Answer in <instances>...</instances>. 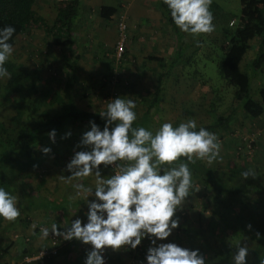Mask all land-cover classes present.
I'll return each instance as SVG.
<instances>
[{
    "label": "trees",
    "instance_id": "16d2710c",
    "mask_svg": "<svg viewBox=\"0 0 264 264\" xmlns=\"http://www.w3.org/2000/svg\"><path fill=\"white\" fill-rule=\"evenodd\" d=\"M158 1L161 14L171 30L176 55L173 53L168 62L159 57H147L148 61L156 62L158 67V71L152 77L155 89L150 104L148 107H143V116L137 118L134 127H145L153 131L161 126L159 124L161 120L155 117L160 108L159 101L175 65L183 58L182 50L194 44H200L198 37L190 44L182 46L183 39L189 34L182 33L176 28L171 21L167 6L163 0ZM239 1L240 16L237 25L222 30L219 46L211 42V52L215 50L223 54V60L218 64V72L226 87L234 88L232 98L235 106L230 108L229 113L223 114L217 112L216 104L210 101L202 124L197 126V130L204 127L213 133L220 132L217 135L219 140L228 134L227 127L238 113L250 120L251 127L256 126V135H260L264 124V88H253L251 76L248 74L250 69L264 74V0ZM53 8L55 15L52 19H48L35 9V0H0V29L6 26L15 28L13 37L9 41L13 48L19 36L40 32L42 42L48 49L56 47L67 53L59 71L62 85L55 89L51 87L49 90H42L48 80L43 81L36 69L31 72L26 71L24 66L12 56L5 65L11 78L0 81V99L4 101L5 106L14 111L12 116L0 121V187L20 198L21 213L31 212L35 208L31 202L40 198L39 195L33 194V190L40 191L44 182L40 176L41 170L38 173L37 169L44 156L43 149L53 142L49 139L48 133L55 130V140H57L66 137V131L74 130L80 124L94 122L100 126L101 130L105 125V120L99 116L100 112L80 110L73 101L72 92L77 83L75 73L79 69L78 61L80 60L77 49L78 31L82 24V13L87 8L82 0H55ZM213 8L214 5L211 4L210 10ZM118 11L119 7L103 5L99 8L98 14L103 21L111 22L112 18L118 15ZM126 50L127 44L121 58H126L128 54ZM251 51H253V58L247 61ZM190 58L189 56L185 59L183 66H190ZM106 70L108 72L103 71L99 85L104 98L110 101L118 97L116 92H111V87L118 89V85H115V79L112 78L113 67L110 66V69ZM52 79L53 77L49 81ZM195 79L198 78L195 77ZM199 81L201 85L207 83V80ZM209 89L217 99L216 102L221 101L220 91L210 86ZM20 94L28 97L25 102L21 103L15 98ZM135 98L138 99L139 94ZM54 105H57L59 109L53 114L47 108L42 109L43 106L53 107ZM139 106L143 105L138 104L136 109ZM178 125L177 122L173 123V126ZM232 136L233 132H230V136L226 137H230L231 144L237 147L233 154L240 160L239 164L230 161L225 163L222 169H215L202 160H197L189 165L193 172V179L202 182L205 188L204 196L209 215L205 230L201 225L196 228H184L183 222L187 220L186 213L178 216L180 222L177 230L180 234L187 233L188 249H198L199 253L206 258V264H232V256L237 248L229 242L231 237L252 244L246 257L247 264H262L264 261V162L255 166L245 161L246 157L237 151L239 149L237 144L243 139L240 136L239 139L238 136L236 138ZM249 142L252 148H250L251 153L256 155L257 146L260 148L256 143L257 140H249ZM247 170H252L255 178L249 177L245 180L241 173ZM37 177L40 179H36ZM35 180L38 183L32 190L31 183ZM236 205L239 207L234 208ZM17 221H21V225L24 226L30 222L24 214ZM13 226L14 223L0 218V253L3 255L14 244L9 241L11 238L8 239L9 234L14 230ZM38 228L36 227L35 230L38 231ZM143 250H145L144 246L135 259ZM89 251L83 252L79 260L76 256L73 259L84 263ZM68 252L73 250L68 249ZM27 254L33 253H23L18 261ZM128 254L131 257L130 250ZM49 262L47 260L46 264Z\"/></svg>",
    "mask_w": 264,
    "mask_h": 264
},
{
    "label": "clouds",
    "instance_id": "9594fccd",
    "mask_svg": "<svg viewBox=\"0 0 264 264\" xmlns=\"http://www.w3.org/2000/svg\"><path fill=\"white\" fill-rule=\"evenodd\" d=\"M163 3L180 32L197 37L215 31L212 0H163ZM14 32L12 26L0 29V80L11 78L5 65L13 55L9 41ZM136 108V101L130 97L109 101L106 110L99 114L105 120L103 130L90 122V130L81 139V145L89 150L76 152L66 165L71 175L60 176L61 181L72 184L78 196L83 194L88 208L87 223L75 219L70 227L64 226L67 231H59L58 224L53 223L50 229H40L41 237L48 239L51 234L65 241L76 239L91 245L84 264H105L106 249L134 250L146 238L151 244L146 264H206L198 249L157 242L167 240L179 227L174 216L194 187L189 165L197 160L209 165L216 161L221 147L218 137L204 127L197 130L194 118L178 126L165 122L154 131L134 127L138 118ZM48 136L54 142L55 130ZM43 152L48 154L51 149L44 148ZM102 165L115 169V173L107 178L102 176ZM241 176L247 180L255 178V173L247 170ZM88 177L95 178L94 189L83 183ZM90 196L95 199L89 202ZM17 202V196L0 187V218L16 222L21 216ZM236 248L232 264H247L248 247L238 243Z\"/></svg>",
    "mask_w": 264,
    "mask_h": 264
},
{
    "label": "rangeland",
    "instance_id": "374dc122",
    "mask_svg": "<svg viewBox=\"0 0 264 264\" xmlns=\"http://www.w3.org/2000/svg\"><path fill=\"white\" fill-rule=\"evenodd\" d=\"M54 1L55 0H35V9L44 17L52 19L55 15V10L53 8ZM82 1L87 9L85 8L86 10L82 13V24L80 25L78 31L79 38L77 49H79L78 51L80 55L78 65L81 66L80 70L77 71V81L80 84L79 86L85 85L84 91L87 95H89L91 93L90 90H94V85L99 87L100 80L104 74L103 71H105V69H110V66H112V78L115 79V85H118V89L111 87V92H116L118 97L132 98L134 95H138L140 90L143 88H145L146 91L147 89L154 91L152 77L158 71V67L155 64L156 62L148 61L146 57L149 54H157L160 55L159 57L161 59L168 62V60H170V56L174 53L173 37L168 36V33H165L163 37L165 36L166 39H168L166 42H157L154 47H151L153 50H145L146 47L142 42L135 40L132 35H129V23L126 22V14L123 12L118 13L119 16L117 15L118 17L116 16L112 18L111 22H105L98 14V10L100 8L99 1L97 3H93L92 5L90 2L88 3L89 0ZM212 2L225 13L219 15L213 14V17L222 16L224 20H228L229 16L235 17L236 21H230V19L228 20V23L231 26H228L227 24L226 28L230 29L235 27L237 25L236 22L238 21V17L240 16V1L212 0ZM211 11L212 13L214 12L213 9ZM122 16L128 33L126 50L128 54L125 59H117L114 54L115 46L118 41L116 19ZM133 21L136 22V20ZM215 21L216 18L214 17L213 23ZM216 28L217 25H215V31L211 33L210 36L201 35L193 37L188 35L185 39H183L182 46L190 44L192 41L197 40L198 37L200 44H194V46L190 48L187 47L186 50H182L183 58L177 65H175L172 75L165 86L166 92L164 93V97L159 104L160 108L157 112V116L161 120L159 124L162 125L165 122L172 124L177 122L180 124L182 122H186L187 119L194 118L198 126L202 124L210 101L216 104L215 110L223 114L229 113L230 108L235 106L232 98L234 88L226 87L224 80L218 72V64L223 60V54L221 51L214 50L211 52V42L219 46V42H221L222 39L221 31ZM99 35L102 36L104 42L98 41ZM98 43H101L102 45H99ZM106 52L108 53L107 57ZM252 53L253 51L249 53L246 59L247 61L251 59ZM174 54L176 55V53ZM66 55L67 53H64L62 50L60 51L56 47L48 49L42 42V34L40 32H33L30 35H21L16 39L12 57L18 63L22 64L28 72L36 69L37 74L40 77L47 79V83L43 85L44 89L45 87L50 86L48 82L51 77H53V79L50 84H52L54 88L62 85V78L59 76V71L63 65L62 63L64 58L67 57ZM189 56L191 57L190 66H183L186 62L185 59ZM261 73L262 72L254 69H250L248 71V74L252 79L253 88H264V74ZM190 75L194 78H191ZM195 77L199 80H207V83H205L206 85H201L200 81L195 79ZM0 81L3 82L4 80ZM209 86L220 91L221 101L216 102L217 99H215L214 94L211 93ZM39 87L41 88V86ZM98 92V90L97 92L94 91L93 98L91 99L96 101L95 97ZM15 98L22 103L25 102L28 97L20 94ZM3 103L4 101L0 99V121L7 119L14 114L12 108L5 106ZM149 103L150 101H144L143 106H139V111H141L143 107H148ZM34 108L37 110V106ZM46 108L51 114L55 113V111L59 109L56 105L53 107L43 106L42 109ZM250 124V120L244 118L243 114L238 113L235 115L233 122L227 127L228 134L224 135L222 140L218 139L221 145L220 156L211 164L213 168L222 169L225 163L230 161L235 164L240 163V160L233 154L237 148L235 147L236 145L231 144L232 142L230 137H226L228 135L230 136V132H233L232 137L236 138L238 136L237 138L239 139L240 136V138L243 139L239 140V143L237 144L239 149H237V151L239 153L241 152V154L246 157V159H244L245 161L255 166L264 162V124L263 129L260 130V135H256V126L251 127ZM215 134L219 135L220 132ZM254 139L257 140L256 143L260 146V148L257 146L258 153L256 155L251 153L252 148L249 144V140L251 141ZM202 161L207 163L204 160ZM193 185L194 187L191 192V196L186 198V201L181 209L176 212L174 219H178L179 221L178 216L181 215V213H186L187 220L183 222L184 228H196L201 225L202 229L205 230V226L209 218L206 197L204 196L205 188L203 183L196 179H193ZM197 189H199V191L196 192ZM19 199L20 198H18L17 206L20 208ZM35 200L36 199H34L31 204H35ZM37 200L40 201L42 199L38 198ZM238 207V205L234 206V208ZM16 233L19 232L13 230L9 234L8 239L11 238L9 240L10 242L12 241L14 243V235ZM229 242L235 248L238 243H240V246H247L249 251L252 248L251 243L245 240H240L236 237H231ZM157 243H175L182 248H188V236L187 233L180 234L177 229H174L167 240L158 241ZM150 246V241L147 240L144 245L145 250H143V252H141L137 257L135 264H146L145 258ZM103 257L105 264H122L129 259L128 249L122 248L116 252H113L111 249H106L103 253ZM3 258L4 257L1 259V263L4 262ZM71 264L84 263L77 260Z\"/></svg>",
    "mask_w": 264,
    "mask_h": 264
},
{
    "label": "crops",
    "instance_id": "0c3cea01",
    "mask_svg": "<svg viewBox=\"0 0 264 264\" xmlns=\"http://www.w3.org/2000/svg\"><path fill=\"white\" fill-rule=\"evenodd\" d=\"M98 1L100 3L99 7L103 5L110 7H119L118 13L123 12L124 14H126V22L129 23V35H132L135 40L142 42L146 47L145 50H153L151 47H154L157 42H166L168 39H166L165 36L163 37L165 33H168V36H172L171 30L167 26L166 21L161 14L158 0H89L88 3L90 2V4L92 5L93 3H97ZM212 4L214 5V15L225 14L224 11H222V9H220L215 3L212 2ZM214 17L216 18V21L214 22V24L217 25L216 29H219L221 31V34L223 33L222 30L227 27V24L228 26L230 25L228 23L229 19L230 21H236L235 17L231 16L228 17V20H224L222 16ZM133 20H136V22ZM208 36H210V34ZM99 37L98 41L104 42L102 36L99 35ZM98 44L102 45L101 43ZM152 56L159 57L160 55L149 54L147 57ZM251 58H253V55L251 56ZM78 68L79 69L77 71L80 70L81 66L78 65ZM105 72L107 73L108 71L105 69ZM77 74L78 72L75 73L76 79ZM42 80L44 81L47 79L42 78ZM48 83L50 86L45 87L42 90H49V88L51 87L54 88L53 85L50 84L51 81H49ZM79 85L80 84L77 81L72 92L73 101L78 109L94 113L106 110L107 103L109 101L108 99L104 98V93L100 92V85L99 87L94 85V90H90L91 93L89 95H87L84 91L85 85ZM97 90L99 92L95 97L96 101H94V99L91 98H93L94 91L97 92ZM165 92L166 91L164 90L161 100L163 99ZM153 93L154 91H150L148 89L146 91V89L143 88L138 93V99L135 98L138 95H134L132 98L136 101V103L143 105L144 101H151ZM161 100L159 101V104ZM138 111L139 108L138 110H136V112L138 113L137 117L140 118L143 116V113L142 110L139 112ZM155 117L159 119L157 114ZM89 130L90 124H80L76 129L68 130L65 132V136L67 138L63 137L57 139L48 147H46L50 148L51 152H49L48 154H43L44 156L40 163V167L37 169L38 173L41 170L40 176L42 177V179H44L40 191L33 190V188L37 186V180L31 183L33 194L39 195L42 200H35L36 203L33 204L35 208L31 212L27 211L21 213V216H23L24 214V217H26L27 215V219L30 221L29 224H26V226H24L21 225V221L14 222V226L12 228L19 233H16L14 235V244L5 251L4 255L0 253V264L13 263L15 261H18L23 253L34 254L37 251L46 248L48 246L47 240L45 238H42L40 233V229L43 227H48L50 229L53 223H57L59 226V231H67V228L64 226L68 225V227H70L71 223L75 219H81L82 224L87 223L86 213L88 211V208L83 194L78 196L76 190L72 187V184L61 181L60 176L63 175L67 177L71 175L66 171V165L70 162L76 152L89 150L88 148H85L81 145L83 134ZM101 175L106 178L107 176H110V172L107 168H104L103 165L101 166ZM36 179L40 178L37 177ZM77 182L78 181H73L72 183ZM83 183L85 184V186H90L94 189L95 178H85ZM87 199L90 202L95 199V197L90 196ZM33 225L39 227V230L36 231V227L35 229H33ZM58 238L61 242L60 248L57 250L56 254L53 255L51 259H49V264H71L77 261V259L79 260L83 252L91 250V245L85 246L79 240L73 239L65 241L60 237ZM68 249H72L73 252L67 253ZM75 256L77 259H73V257ZM2 257H4L3 263H1Z\"/></svg>",
    "mask_w": 264,
    "mask_h": 264
},
{
    "label": "built area",
    "instance_id": "2783aa9c",
    "mask_svg": "<svg viewBox=\"0 0 264 264\" xmlns=\"http://www.w3.org/2000/svg\"><path fill=\"white\" fill-rule=\"evenodd\" d=\"M116 27L118 31V41L115 46V55L117 59H120L124 51V47L128 43V33L123 16L117 20ZM108 169L111 175L115 173V169L111 167H108ZM47 240H48V246L46 248L41 249L32 255H25L22 260L15 261L12 264H30V263L46 264V261L49 260L51 257H53V255H55L57 250L60 248V241L58 237H53L50 234ZM147 240H148L147 238L142 240L141 244L137 246V248L134 250L129 248L128 250L131 251V257H129V260L123 264H134L136 262L135 256L143 248Z\"/></svg>",
    "mask_w": 264,
    "mask_h": 264
}]
</instances>
